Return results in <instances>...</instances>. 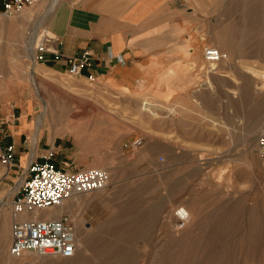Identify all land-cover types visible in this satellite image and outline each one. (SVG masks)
I'll use <instances>...</instances> for the list:
<instances>
[{
	"label": "rangeland",
	"instance_id": "rangeland-1",
	"mask_svg": "<svg viewBox=\"0 0 264 264\" xmlns=\"http://www.w3.org/2000/svg\"><path fill=\"white\" fill-rule=\"evenodd\" d=\"M79 1L49 0L44 13ZM183 12L192 21L187 32L178 30L186 47L168 53L179 59L163 69L168 81L188 79L193 88L172 103L41 69L7 42L9 23L0 28V93L31 103L29 119L39 133L46 125L62 168L90 164L110 175L106 188L66 201L75 205L63 213L75 217L86 240L75 256L14 257L11 230L1 221L0 264H264V159L257 142L264 129V0H188ZM218 38L234 43L235 56L223 46L229 58L212 68L203 50ZM173 45L180 48L179 41ZM35 64L34 82L28 73ZM136 139L138 147L131 145ZM21 180L0 164V201L12 223ZM178 206L191 213L180 230Z\"/></svg>",
	"mask_w": 264,
	"mask_h": 264
},
{
	"label": "crops",
	"instance_id": "crops-1",
	"mask_svg": "<svg viewBox=\"0 0 264 264\" xmlns=\"http://www.w3.org/2000/svg\"><path fill=\"white\" fill-rule=\"evenodd\" d=\"M187 3L188 0L63 2L56 6L52 14L51 30L58 37V49L64 56H79L86 49L92 52V66L79 76L89 79L92 75L90 80L114 91L149 92L162 101L172 103L193 88L188 79L181 83L177 79L168 81L163 69L179 59L178 55L168 56V53L186 47L187 41L178 37V30L184 27L182 29L187 32V25L192 22L183 12ZM177 41L180 48L173 45ZM192 53L196 61L199 60V55L195 51ZM118 54L124 56L125 64L118 62ZM38 63L44 70L67 72L68 69L66 61L55 59L51 52L45 53V60ZM7 98L0 93V122H3L7 132L6 136L0 133V150L14 144L15 166L10 171L19 178V173L31 158L43 161L42 156L49 151L54 152L52 161L63 167L64 161L57 157L55 142L48 140L46 125L34 147L28 125L32 112L27 111L26 102L21 99ZM7 203L8 199H4V206ZM7 218L2 220V224L7 223L11 230L12 222L9 216ZM5 245L6 240H3L0 248Z\"/></svg>",
	"mask_w": 264,
	"mask_h": 264
},
{
	"label": "built area",
	"instance_id": "built-area-1",
	"mask_svg": "<svg viewBox=\"0 0 264 264\" xmlns=\"http://www.w3.org/2000/svg\"><path fill=\"white\" fill-rule=\"evenodd\" d=\"M39 1L0 0V14H19ZM58 46V37L55 34L46 37L44 43L37 48L36 60L43 62L45 53L51 52L55 59L66 61L70 75H82L92 66L93 54L89 49L79 56H64ZM203 57L207 62L217 64L227 59L228 54L215 46H207L203 50ZM116 58L118 62L125 64L122 54H118ZM92 78L89 75V79ZM0 133L7 135L3 122H0ZM257 142L259 154L264 159V129ZM141 144L142 139L131 143L134 147ZM53 156L54 152L49 151L42 156L43 161L31 158L20 173L21 186L11 200L13 223L9 251L14 257H21L27 252L40 256L73 257L77 251V238L71 216L64 213L49 216L43 213L52 211L71 198L102 190L109 185L110 175L105 168L93 166L66 170L52 161ZM0 164L7 171L15 166L14 144L6 145L0 150ZM175 212L176 229L185 228L188 223L187 213L182 208Z\"/></svg>",
	"mask_w": 264,
	"mask_h": 264
},
{
	"label": "bare ground",
	"instance_id": "bare-ground-1",
	"mask_svg": "<svg viewBox=\"0 0 264 264\" xmlns=\"http://www.w3.org/2000/svg\"><path fill=\"white\" fill-rule=\"evenodd\" d=\"M49 0H40L37 4H35L34 6L28 7L25 10H23L20 15H18V18H14V19H10L8 21H3V19L0 18V28H4L5 26H8V23L10 25V27H12L11 31L9 32V35L7 36V42L9 41L11 43V45H14V47L16 46L18 48V50H20L23 55L22 57H27L33 60V62H35V58H36V52H37V48L44 43V40L46 37L48 36H52L54 35V33L51 30V20L53 18L52 13L55 11L56 7H49L48 10L49 11H45L44 13V8L47 6ZM59 9V8H57ZM58 11V10H57ZM57 13V12H56ZM1 15V14H0ZM56 15V14H55ZM2 17L5 15H1ZM57 16V15H56ZM55 17V16H54ZM43 19L44 21L42 22H38V23H34V19ZM32 22V31H30L28 33V35L24 36L25 34V30H26V24L28 22ZM48 23L49 27L44 28V25ZM31 24V23H29ZM31 27V26H30ZM0 29V30H1ZM30 29V30H31ZM27 31V30H26ZM216 33V32H215ZM227 33V32H226ZM217 35V33H216ZM232 36V35H231ZM219 37V36H217ZM223 38V37H222ZM230 38V37H229ZM2 39L1 33H0V40ZM232 39V38H231ZM234 39V38H233ZM232 39V40H233ZM4 41V40H3ZM6 41V40H5ZM2 42V41H1ZM232 43V42H231ZM227 39L223 40V39H219L218 38V43L216 45L217 48L221 49L223 51V46L225 47V50L228 51V53L230 54V58H233L235 56V52H234V46L231 44ZM7 44V43H6ZM13 47V46H12ZM13 47V48H14ZM8 48V47H7ZM229 58V57H228ZM212 68H217L215 67V64L213 65ZM212 68L210 70H212ZM31 70L29 71L28 75L30 76V78H32V80L35 82L36 80L34 79V73L37 71V66L36 64L31 66L30 68ZM37 73V72H36ZM1 90L2 91H6L8 90V85H6V83H2L1 84ZM9 97V96H7ZM5 97L6 99H9ZM6 102V100L4 101ZM24 103V102H23ZM29 104V105H28ZM45 105V104H44ZM9 106V105H8ZM23 106V105H22ZM47 106V105H46ZM147 106L150 107H155L154 104H147ZM26 108L28 112H32L33 109L31 107V103H27L26 102ZM47 108V107H46ZM152 109V108H151ZM44 111V110H43ZM42 111V112H43ZM51 111V110H50ZM53 112V111H52ZM51 112V113H52ZM45 113V112H44ZM47 113V112H46ZM50 113V112H49ZM48 113V114H49ZM54 113V112H53ZM50 114V115H53ZM43 114V113H41ZM49 115V117H50ZM32 116V115H31ZM44 116V115H43ZM53 117V116H52ZM51 117V118H52ZM41 118V117H40ZM45 118V117H44ZM41 121H43L41 119ZM40 123V122H38ZM42 123V122H41ZM29 128H30V136L32 139V142L35 144L37 143L36 141L39 140L40 138V133L38 132L39 127L38 125H34L33 124V120L31 122L28 123ZM40 125V124H39ZM38 126V127H37ZM41 129V128H40ZM40 131V130H39ZM29 135V134H28ZM30 141V140H29ZM34 154V153H33ZM82 202V201H81ZM10 203V202H9ZM75 205V204H74ZM74 205H69L68 203H64L63 205L54 208L52 211L48 212V213H43V214H48L49 216H58L57 213L60 212H65V211H71V209L74 207ZM182 208L184 210V212L187 213V218H188V224H189V220L191 217V213L190 210L188 209V207L186 206H178L176 210ZM51 209V208H50ZM175 210V211H176ZM176 214V212H175ZM8 213L6 212V210L2 207V202L0 201V223L2 220H5L8 217ZM77 218V217H76ZM8 219V218H7ZM74 222H76L75 217L73 218ZM78 219V218H77ZM80 220H82L80 218ZM78 224V223H77ZM188 225H186L185 228H187ZM183 228V229H185ZM75 233H76V238H77V248L79 247H84L83 245H85L86 240L84 238H80L78 235V230L77 227L75 225ZM193 232H190L191 236H192ZM81 236V235H80ZM82 237V236H81ZM4 245V244H3ZM86 247V245H85ZM31 254V253H30ZM27 255V254H26ZM24 255V256H26ZM40 256V255H39ZM75 256V255H74ZM44 258H48L51 256H41ZM7 259H11L8 258ZM11 263V262H10Z\"/></svg>",
	"mask_w": 264,
	"mask_h": 264
}]
</instances>
